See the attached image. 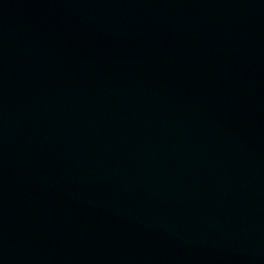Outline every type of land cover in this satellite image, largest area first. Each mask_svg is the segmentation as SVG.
Returning <instances> with one entry per match:
<instances>
[{
  "label": "water",
  "instance_id": "95a60500",
  "mask_svg": "<svg viewBox=\"0 0 264 264\" xmlns=\"http://www.w3.org/2000/svg\"><path fill=\"white\" fill-rule=\"evenodd\" d=\"M0 264H264V0H0Z\"/></svg>",
  "mask_w": 264,
  "mask_h": 264
}]
</instances>
